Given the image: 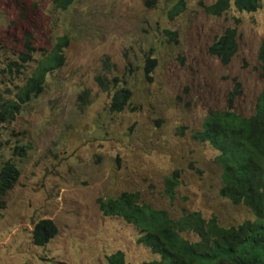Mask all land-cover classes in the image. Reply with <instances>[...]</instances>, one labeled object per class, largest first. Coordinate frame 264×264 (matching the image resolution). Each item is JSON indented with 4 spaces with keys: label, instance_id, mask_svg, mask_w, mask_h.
<instances>
[{
    "label": "rangeland",
    "instance_id": "rangeland-1",
    "mask_svg": "<svg viewBox=\"0 0 264 264\" xmlns=\"http://www.w3.org/2000/svg\"><path fill=\"white\" fill-rule=\"evenodd\" d=\"M171 1L147 8L143 0H75L61 9L52 0H0V67L28 53V35L35 48L19 76L0 82L4 97L14 98L38 59L69 37L43 93L0 125V168L13 162L19 170L0 209V264H107L117 250L127 264L158 258L136 226L99 209V197L123 191H138L176 218L199 211L224 226L252 219L247 207L220 196L217 151L194 133L209 113L228 107L236 82L232 108L254 113L264 88V0L254 12L232 5L220 16L203 9L213 0H185L173 19ZM228 27L238 46L223 64L208 47ZM97 74L131 90L122 111L109 109L113 92L99 87ZM173 170L172 199L164 180ZM44 218L58 233L38 246L32 229Z\"/></svg>",
    "mask_w": 264,
    "mask_h": 264
},
{
    "label": "trees",
    "instance_id": "trees-1",
    "mask_svg": "<svg viewBox=\"0 0 264 264\" xmlns=\"http://www.w3.org/2000/svg\"><path fill=\"white\" fill-rule=\"evenodd\" d=\"M59 8L66 9L75 0H52ZM159 0H144L147 8ZM261 0H215L205 6L211 15H221L233 5L238 11L253 12ZM185 0H172L168 16L175 17L184 11ZM236 29L226 28L208 47L223 64L230 61L237 49ZM68 36L57 38L49 54L38 59L25 82L18 87L14 98L0 94V125L14 120L22 106L41 95L50 72L63 65L62 51ZM28 53L0 67V82L7 76L16 77L27 62L32 61L34 46L26 37ZM259 58L264 76V40L259 47ZM147 65L154 59H147ZM106 65H109L106 63ZM146 72L149 70L146 66ZM117 77L111 79L97 74L95 81L103 90H112L109 109L120 112L129 104L131 90L117 88ZM239 82L229 93L228 107L209 113L194 139L209 143L216 151L215 162L221 167L219 194L233 204H242L252 213V219L239 224L224 226L215 216L206 219L199 211L174 217L162 208H156L141 199L138 191H123L117 196L99 197V209L104 215L119 216L139 228V242L147 246L156 259L141 264H264V88L251 115H242L232 108L235 95L240 93ZM19 170L13 162H5L0 168V208L5 206V195L18 179ZM177 170L164 180L165 195L174 198ZM58 233V227L50 218L40 219L32 230V243L44 246ZM182 233H185L183 235ZM192 233L196 238H189ZM29 264V263H24ZM107 264H127L122 251L107 256Z\"/></svg>",
    "mask_w": 264,
    "mask_h": 264
},
{
    "label": "clouds",
    "instance_id": "clouds-1",
    "mask_svg": "<svg viewBox=\"0 0 264 264\" xmlns=\"http://www.w3.org/2000/svg\"><path fill=\"white\" fill-rule=\"evenodd\" d=\"M215 0H213L211 3H208V5L209 4H212L213 2H214ZM262 1V0H261ZM260 4H261V2H260ZM203 9L205 10V7H203ZM186 10V6H185V9H184V11ZM183 12V11H182ZM205 12H206V10H205ZM224 12H226V10L225 11H223L222 13H224ZM246 12V11H245ZM254 12V11H253ZM181 13V12H180ZM208 13V12H207ZM221 13V14H222ZM208 14H210V13H208ZM211 15V14H210ZM213 16H216V15H213ZM218 16H220V15H218ZM174 18V17H173ZM173 18H171V19H173ZM264 40V39H263ZM262 40V41H263ZM261 41V42H262ZM237 46H238V44H237ZM236 51H237V49H236ZM236 53V52H235ZM234 53V54H235ZM212 55V54H211ZM234 56V55H233ZM232 56V57H233ZM217 57V56H216ZM231 57V58H232ZM218 58V57H217ZM261 69H262V65H261ZM262 76H263V74H262ZM264 77V76H263ZM240 84V83H239ZM240 89V88H239ZM259 97V96H258ZM256 102H257V99H256ZM221 168V167H220ZM221 173H222V169H221ZM221 187V186H220ZM219 190H220V188H219ZM221 197H223V198H226V197H224V196H222V195H220ZM227 199V198H226ZM228 200V199H227ZM229 201V200H228ZM5 202H6V198H5ZM230 202V201H229ZM231 203V202H230ZM231 204H233V203H231ZM233 205H242V204H233ZM6 207V205L3 207V208H0V209H4ZM113 216V215H112ZM202 216V215H201ZM117 217H119V216H117ZM203 217V216H202ZM253 218V217H252ZM123 219V218H122ZM126 221V220H125ZM132 224V223H131ZM134 225V224H133ZM135 226V225H134ZM139 229V228H138ZM33 230V229H32ZM31 237H32V234H31ZM154 259H156V258H154ZM151 260V259H150Z\"/></svg>",
    "mask_w": 264,
    "mask_h": 264
},
{
    "label": "bare ground",
    "instance_id": "bare-ground-1",
    "mask_svg": "<svg viewBox=\"0 0 264 264\" xmlns=\"http://www.w3.org/2000/svg\"><path fill=\"white\" fill-rule=\"evenodd\" d=\"M143 4H144V0H143ZM208 4H204V7L207 6ZM146 7V6H145ZM154 7V6H153Z\"/></svg>",
    "mask_w": 264,
    "mask_h": 264
}]
</instances>
